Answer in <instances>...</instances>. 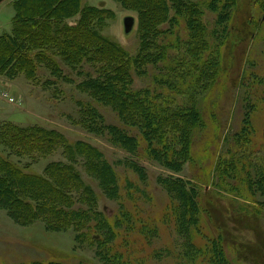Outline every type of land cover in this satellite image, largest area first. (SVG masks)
Instances as JSON below:
<instances>
[{"label":"rangeland","instance_id":"374dc122","mask_svg":"<svg viewBox=\"0 0 264 264\" xmlns=\"http://www.w3.org/2000/svg\"><path fill=\"white\" fill-rule=\"evenodd\" d=\"M34 1L0 3V41L22 42L21 12ZM165 1L154 29L144 0L66 5L48 18L57 29L24 42L22 63L0 67L1 160L66 195L54 219L33 191L17 192L39 211L28 220L0 201V264H264V0ZM85 29L109 45L77 54L71 42ZM112 80L149 109L134 119L91 90ZM154 107L200 114L177 163L143 125ZM180 186L194 204L184 226Z\"/></svg>","mask_w":264,"mask_h":264},{"label":"trees","instance_id":"16d2710c","mask_svg":"<svg viewBox=\"0 0 264 264\" xmlns=\"http://www.w3.org/2000/svg\"><path fill=\"white\" fill-rule=\"evenodd\" d=\"M147 2V4L143 3L145 8L148 9V15L147 23H151L152 29H154V25H157L160 20H163L166 18L167 14V6L165 0H144ZM30 6L23 7V10L21 12V25H19V31L22 35V42L18 44L14 40L10 39H2L0 41V67L7 69L12 67V65L18 63H22L23 61V52H22V46L31 36L38 38V36L48 35V33L53 32V28H56L53 26L52 22L48 21V18L53 17L56 14H60L62 11L61 9L67 5V9L65 11H73L79 8L80 0H35L34 3H29ZM180 4V2H179ZM46 18V21L43 22V32L38 33L37 31H34L35 25L38 24L39 18ZM156 21H158L156 23ZM156 23V24H155ZM57 29V28H56ZM59 29V27H58ZM77 28H71L72 31ZM151 29V30H152ZM28 30V31H27ZM70 29H68L69 31ZM78 30V29H77ZM71 31V32H72ZM70 32V31H69ZM70 32V33H71ZM77 32V31H76ZM77 40L74 43V40H72V46L75 49L74 52L83 53L84 51H87V46L90 48L94 47H100L101 43L106 46L109 44L106 43V41L103 42V40L97 35L94 31H88V29H85L84 31L80 33H76ZM159 32L158 29H156L155 34ZM74 35V34H73ZM111 46V45H110ZM117 54H120V51L117 52ZM13 65V67H14ZM96 82V81H95ZM115 82L110 81L108 90L105 91H98L100 87H93L91 89L93 92H98L99 94L108 95L107 97H110L115 95L113 101L117 102V99H119L123 105H124V111L127 113V116H132L134 119L139 117V113L141 111H145L146 109H149L148 104H143L142 101L139 99V97L134 98L135 100L128 98V95L125 93L126 89L121 87L120 85L116 86V84H113ZM121 84V82H120ZM88 86H93V84L90 82ZM91 88V87H89ZM137 94V93H136ZM111 98V97H110ZM137 103V104H136ZM141 103L142 106L139 104ZM127 104V105H126ZM136 104V105H135ZM122 105V106H123ZM155 106V105H154ZM127 110H126V108ZM152 109V107H151ZM150 109V112L156 114L155 115V121H148L146 118L144 126L151 127V125H155V129H153L154 135L156 134L159 136V139L163 141H167L170 144V148L173 149L171 153L166 154L162 158H167L171 162H179L180 160L175 157L177 154V149H181L180 153L187 152L189 149V133L187 132L191 125H194L195 123L200 122V114L195 110H190V112H187V110H181L180 108H174L173 111H170L169 108H162L160 111L155 112V107L153 110ZM157 109V108H156ZM154 122V124H153ZM144 123V122H143ZM194 123V124H193ZM190 125V126H189ZM160 127V128H159ZM173 127V128H172ZM162 129L161 134H159V130ZM172 130L171 133H168L166 131ZM174 130L179 131L180 133L175 132ZM163 132V133H162ZM174 137V138H173ZM121 137H119L120 139ZM122 139L125 140V142H133V138H126L122 136ZM132 139V140H130ZM166 143V142H165ZM168 144V143H167ZM166 144V145H167ZM168 146V145H167ZM175 147V148H174ZM157 151V150H155ZM156 153V152H155ZM186 155V154H185ZM178 160V161H177ZM168 162V161H167ZM234 168V167H233ZM0 169L4 172L2 176H0V201L4 202L6 199V202L8 205L12 207V209L23 216L25 219H31L34 217L35 213H38L39 211L42 214H45L46 216H50L52 219L53 216L58 215L60 212V209L57 208V204L60 200V198L65 197L66 195L63 192H58L56 189H54L49 182H42L37 179H21L19 178V172H16L12 170V168L9 166V163L2 161L0 158ZM235 169V168H234ZM113 175V172L110 168H107L106 174H105V184L109 186L110 179ZM29 178V177H28ZM263 182H264V175L262 176ZM14 181L15 184L13 185H5L6 181L10 182ZM14 179V180H13ZM112 179L115 180V177H112ZM262 182L261 187L264 190V183ZM47 183V184H46ZM19 188L22 190H29L37 193L39 198H43V202L39 204V211L34 210V205L31 202H26L22 198H19L17 196V192ZM109 188V187H107ZM59 194V195H58ZM174 197L177 200H181L182 202L188 201L187 206L190 207L186 210L180 209V207L177 209L178 219L183 224H186V217L187 214H189V209H194V204L192 203L190 199V195L187 194L183 186H180L178 190L175 191L174 189ZM60 196V197H59ZM5 202V203H6ZM191 203V204H190ZM192 211V210H191Z\"/></svg>","mask_w":264,"mask_h":264},{"label":"water","instance_id":"95a60500","mask_svg":"<svg viewBox=\"0 0 264 264\" xmlns=\"http://www.w3.org/2000/svg\"><path fill=\"white\" fill-rule=\"evenodd\" d=\"M5 0H0V3L3 2ZM135 23H136V19L135 17L131 16V15H128L125 17L124 19V27H125V32L128 34L130 33L134 26H135Z\"/></svg>","mask_w":264,"mask_h":264}]
</instances>
